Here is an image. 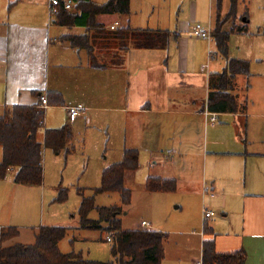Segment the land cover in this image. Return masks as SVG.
<instances>
[{
  "label": "crops",
  "instance_id": "obj_1",
  "mask_svg": "<svg viewBox=\"0 0 264 264\" xmlns=\"http://www.w3.org/2000/svg\"><path fill=\"white\" fill-rule=\"evenodd\" d=\"M79 2L75 0L72 14L80 13ZM239 3L240 0L238 6ZM193 5L195 16L204 6L209 7V15H203L201 21L210 22L211 30L219 18L225 19L222 25L225 32H239L243 26L247 30L239 33L248 32V7L239 14L237 6L236 15L229 16L232 0L227 14L223 12V0H194ZM239 18L241 21L244 18L242 25L237 23ZM96 19L109 30L129 25L170 30L177 37L173 36L164 49H129L120 65L97 69L92 67L86 50L74 49L62 39L66 35L85 34L89 27L56 24L50 0H0L2 113L16 105L39 106L41 99L37 94L49 99L47 94L54 91L62 94L64 102L49 104L45 117L46 111L54 107L66 111V122L70 123H76L79 118L89 121L90 117L98 121L102 115L116 113L120 120L114 119L115 123L125 126L124 142L119 143L121 149L117 154H123L127 148L139 151L140 161L151 166L144 185L149 177L176 180V191L188 204V212L178 219L179 224L192 228L188 232L201 237L197 263L202 262L203 241L213 238L218 252L244 250L247 264H264V107L258 109L259 99L251 100L244 112H214L217 122L211 124L210 78L212 74L222 73L227 66V59L218 52L214 38L211 37V41L193 38L194 25L184 20L173 30L155 25L144 27L131 16L118 14H102ZM231 19L233 26L227 31L225 25ZM116 22L117 28L112 29L111 25ZM71 29L83 32L71 33ZM238 77L236 95L242 103L240 96L244 88L240 87ZM72 106L84 108L74 121L70 118L69 107ZM130 122H134L132 127ZM44 124H47L46 119ZM201 167L202 173L194 174ZM15 172L11 170L9 176L0 180L11 185L8 189L1 186L0 227H15L18 221L13 209L18 208L23 196L27 197V187H33L16 184ZM184 207V201L176 205L181 211ZM205 208L213 210L215 215L205 219ZM143 221L150 226L143 227ZM156 222L160 219L142 218L133 228L165 230ZM205 223L214 229V236L205 235Z\"/></svg>",
  "mask_w": 264,
  "mask_h": 264
},
{
  "label": "rangeland",
  "instance_id": "obj_2",
  "mask_svg": "<svg viewBox=\"0 0 264 264\" xmlns=\"http://www.w3.org/2000/svg\"><path fill=\"white\" fill-rule=\"evenodd\" d=\"M94 1L102 3L107 0ZM193 2L194 0H132L131 12L125 17L131 16L134 22L141 23L144 27L155 25V27L174 30L179 25L178 22L184 20L188 25L195 26L201 23L209 29L210 22L201 21L203 15L206 17L209 15V7L204 6L201 12H198V16H195ZM230 7L231 0H223L224 14L229 12ZM246 7L250 13L248 32L235 31L230 34L229 52L230 56L245 59L250 63L249 77L244 75L238 77L240 87L244 88L240 99L247 104L251 100L259 99V109L264 107V0H246V2L240 0L239 14H243ZM214 12H216L215 6ZM242 21L239 18L237 23L242 25ZM232 26L233 19L225 25V29L231 31ZM82 32V30L71 29V33ZM188 35L192 36L189 32ZM192 37L198 38L194 34ZM201 39L211 41V39ZM104 40L100 42L112 41L110 44L113 47L112 53H118V50L114 49L118 41ZM213 50L216 53L214 43ZM107 51L110 53L111 48ZM216 57L222 60L219 55ZM236 87L237 85L232 90V94H236ZM246 98H248L247 101ZM1 114L3 113L0 108ZM107 115L100 116L98 121L97 118L90 117L89 121L79 118L76 123H70L66 122L68 120L66 111L56 107L46 111L45 119L48 126L44 124L39 129L38 140L44 142L46 128H61L69 125L72 134L59 151L43 147V184L39 187H27L29 190L27 197L23 196L21 204L18 208L15 207L16 212L13 209L15 221L18 222L15 225L10 223V225L17 227L19 235L7 242V245L33 244L36 241L39 226H62L67 228V234L59 244L61 252L80 254L84 259L93 261L111 260L112 244L107 241L109 233L102 229L82 227L79 210L83 199L92 197L96 208L89 212V219L99 220L100 214L97 208L104 206L122 208L119 218L122 219L124 229H133L142 218L147 220L158 218L160 222L156 223L164 227L163 232L168 233L162 264H198L201 254V237L199 234L188 232L192 231V228H184L178 221L188 212L185 197L179 191L161 193L147 191L144 179L151 168L147 162L140 161L137 171L127 173L125 177L124 185L132 192L131 203L128 206L124 205L119 192L96 193V188L102 183L104 169L119 162L123 155L117 154V150L121 149L118 146L119 143L124 142L125 126L122 127V123H115L114 119L120 120L116 113ZM49 124L57 126L52 127ZM133 124L134 122H130L131 127ZM202 171L201 167L193 172L199 175ZM1 186L8 189L11 185L0 181V191ZM64 195L65 199L61 200ZM180 201L185 203L183 211L176 208ZM7 210H10L9 206ZM26 211L29 212L28 216L25 215ZM102 226L107 227L108 223H103Z\"/></svg>",
  "mask_w": 264,
  "mask_h": 264
},
{
  "label": "trees",
  "instance_id": "obj_3",
  "mask_svg": "<svg viewBox=\"0 0 264 264\" xmlns=\"http://www.w3.org/2000/svg\"><path fill=\"white\" fill-rule=\"evenodd\" d=\"M79 14H72L61 3L55 6L54 22L62 26L82 25L89 27L85 34L66 35L62 39L77 50H86L93 68L104 69L118 66L122 63L124 54L132 48H167L176 34L170 30H155L119 27L109 30L97 21L102 14H118L128 16L131 12V0H108L96 3L93 0H79ZM238 0H232L229 16L237 13ZM248 18V17H247ZM227 19V18H226ZM224 20H217L212 30L218 52L227 59V66L222 73L211 75L208 109L216 113H237L247 109V102H240L236 94H232L237 85L239 75L249 76L250 63L246 60L229 56L230 32L223 31ZM246 26L239 32H245ZM177 37V36H175ZM117 46L118 53H112V41ZM111 48L109 53L107 50ZM98 50V54H97ZM101 56V57H100ZM101 58V59H100ZM39 99L42 94H37ZM51 105L64 102L62 94L50 92L47 94ZM45 123V110L34 106H11L0 115V180L9 176L11 170L16 171L14 182L19 185L41 186L44 181L43 147L59 151L71 137L69 125L61 128H46L44 142L38 140L39 129ZM140 166L139 151L133 148L124 150L122 159L113 163L103 171L102 183L96 188V193L119 192L124 205L131 203L132 192L124 185L128 171H135ZM149 192H174L177 189L175 179L149 177L145 185ZM65 199V195L61 200ZM94 198H84L80 207L83 228L102 229L113 233L111 242L112 259L106 262L84 259L76 253H63L59 244L67 234V228L62 226H42L36 233L33 244L16 243L7 245L19 235L17 227H0V264H162L165 258V242L168 233L144 228L124 229L120 206L98 207L99 220H91L88 214L95 209ZM103 223H108L103 227ZM205 235H215L214 229L207 223L204 226ZM201 264H247V254L244 250L231 253L217 251L213 238L205 239L202 244Z\"/></svg>",
  "mask_w": 264,
  "mask_h": 264
},
{
  "label": "built area",
  "instance_id": "obj_4",
  "mask_svg": "<svg viewBox=\"0 0 264 264\" xmlns=\"http://www.w3.org/2000/svg\"><path fill=\"white\" fill-rule=\"evenodd\" d=\"M63 4L64 8L66 10H69V11H73L74 8H75V0H50V5H51V14H54V11H55V6L56 5H60V4ZM118 26V22H116L115 24L111 25V28L112 29H115L117 28ZM193 32L194 34L199 37V38H206V39H211L212 37V30L209 28H205L201 23H198L194 26L193 28ZM49 106V102H48V99L46 96H42L41 98V102L39 104V108L42 109V110H45L47 107ZM84 109L82 106H78V107H75V106H72V107H69V110H70V118L72 121H74L80 114V111ZM217 122V114L212 112L211 113V124H215ZM203 215H204V218H210L212 216L215 215V212L211 209H208V208H205L203 210ZM142 225L143 227H149L150 226V223L147 222V221H143L142 222ZM113 238H114V234L113 233H109L108 236H107V239L108 241H113Z\"/></svg>",
  "mask_w": 264,
  "mask_h": 264
}]
</instances>
